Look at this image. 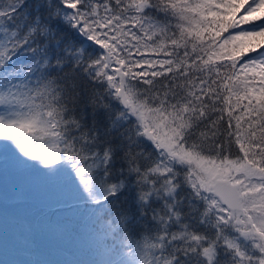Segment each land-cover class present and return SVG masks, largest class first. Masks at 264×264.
I'll return each mask as SVG.
<instances>
[{
  "label": "snow or ice",
  "instance_id": "snow-or-ice-1",
  "mask_svg": "<svg viewBox=\"0 0 264 264\" xmlns=\"http://www.w3.org/2000/svg\"><path fill=\"white\" fill-rule=\"evenodd\" d=\"M81 78L104 86L90 121ZM9 147L90 218L115 214L88 264H264V0H0Z\"/></svg>",
  "mask_w": 264,
  "mask_h": 264
},
{
  "label": "trees",
  "instance_id": "trees-1",
  "mask_svg": "<svg viewBox=\"0 0 264 264\" xmlns=\"http://www.w3.org/2000/svg\"><path fill=\"white\" fill-rule=\"evenodd\" d=\"M35 2L36 0H28L31 5H34ZM41 11L43 13V9ZM65 33L66 40L72 39L79 44L81 37L67 29H65ZM222 35L227 34L222 33ZM249 55L254 54L250 53ZM79 85L81 100L76 106L75 114L80 116L86 113L90 121L92 118L91 109L85 107L86 99L93 91L103 94L104 86L85 78L80 79ZM103 99L106 103L108 102L106 96ZM112 104L114 108L121 107L114 100ZM96 118L101 124L104 123L102 112L98 113ZM226 121L227 116H225V128L227 127ZM142 147L146 153L154 152L150 146ZM13 151L16 150L13 149ZM17 155L20 154L17 152ZM237 155L242 156L239 153V148L233 144L231 156L235 158ZM0 159L7 161L6 164L0 161V206L9 209L7 217H1L7 227L5 231L8 236L2 249L6 255L3 257L4 261H7V258L16 252L22 254L25 262H28L27 264L30 262L39 263L42 255H46V264H88L93 260H99L97 252L104 251L105 241L111 243L112 237L108 235L107 230L109 225L113 229L116 228L113 223L115 214L111 219L107 216L100 220L90 218L82 203L75 199L74 191L68 186L62 182H46L40 179L34 170L17 167L14 164L10 147L0 149ZM29 163L34 162L29 161ZM140 163L143 164L144 161L141 160ZM122 167L126 168V165L121 163L118 154L112 167L113 179L119 178V171ZM181 194L183 195V193ZM121 200L126 201L122 206L127 207L131 196L121 197ZM153 206L155 207V205ZM185 211H187L186 208ZM123 230V225H121L119 231L122 233ZM137 231H140V228H137ZM48 235L50 237H47ZM52 237L59 240L54 246L65 247L61 256L39 251L42 246L47 244L45 240L51 241Z\"/></svg>",
  "mask_w": 264,
  "mask_h": 264
},
{
  "label": "rangeland",
  "instance_id": "rangeland-1",
  "mask_svg": "<svg viewBox=\"0 0 264 264\" xmlns=\"http://www.w3.org/2000/svg\"><path fill=\"white\" fill-rule=\"evenodd\" d=\"M1 167V166H0ZM0 181H1V175H0ZM1 201V200H0ZM1 205V203H0ZM9 212V209L6 207V208H3L0 206V264H27L22 256L21 253H18L16 252L15 254H11L9 257H13V258H7L8 260L7 261H4L3 257H5V253L2 251V249L4 248L3 244L5 243V239H8V236H7V232L5 231L6 230V225L4 224V220L3 218L1 217H7V213ZM49 233V232H48ZM47 237H50L49 235ZM50 239V238H49ZM47 242L46 245L42 246L39 251H41L42 253L44 252H50L56 256H61L64 251V246L62 247H58V246H54L55 244H57L59 242L58 239H56L55 237H52L51 238V241L50 240H45ZM35 252H38L37 250H34ZM45 256L46 255H42L40 260H39V263L38 262H30L29 264H46L45 262ZM53 257V256H52ZM51 262V260H50ZM52 263V262H51Z\"/></svg>",
  "mask_w": 264,
  "mask_h": 264
}]
</instances>
